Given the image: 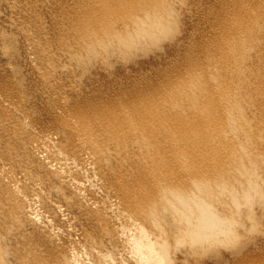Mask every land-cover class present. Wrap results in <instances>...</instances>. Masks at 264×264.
I'll return each mask as SVG.
<instances>
[{"label": "bare ground", "instance_id": "obj_1", "mask_svg": "<svg viewBox=\"0 0 264 264\" xmlns=\"http://www.w3.org/2000/svg\"><path fill=\"white\" fill-rule=\"evenodd\" d=\"M172 1L0 0V264H264L238 239L264 220V0H232L160 88L81 93L99 64L170 37ZM40 210L83 222L69 237L90 256L23 251L67 232Z\"/></svg>", "mask_w": 264, "mask_h": 264}, {"label": "rangeland", "instance_id": "obj_2", "mask_svg": "<svg viewBox=\"0 0 264 264\" xmlns=\"http://www.w3.org/2000/svg\"><path fill=\"white\" fill-rule=\"evenodd\" d=\"M167 1L169 2V0H167ZM171 1L172 0H170V3H171ZM175 1L176 0H174V2L172 1V4H174V7H176V8L178 7L177 9L174 8L175 11L177 12L176 15L178 14V15H181V16H179V18H178L180 21L178 19L177 20L176 19L174 20L175 22H173V23H175L176 25L174 24L175 25L174 26V29H173L174 31L171 30L170 37L167 36L169 39L167 37H166L167 39L165 38L166 40H170V41H166L163 38L161 40L162 42L160 41L162 44L159 43V42H156V45L157 44H160V45H158V49H154V48H157V46L155 45V42L154 43H150V44H153L152 46L149 44V46L148 45L145 46L144 49H142L143 48L142 47L141 48L142 51H141L140 48H139L140 50L139 49H136V50H134L131 53V55L134 54L132 57L127 56V58H126L127 62L124 59L125 57L123 58V56H121V55L119 56V54H117L119 57L116 55L117 57L116 56H115V58L112 57V59H110V61H109V62L112 63V64L109 63L111 67L114 64L113 65V68H112L113 70L111 69V67L109 66V64L107 65L108 67H106V64L104 62L103 63L105 64V66L99 64L97 66V69H101L102 71L99 70L100 71L99 72L96 69V67H95V70L96 71H92V72L89 71L90 72V73L88 72L89 74L86 73V76H85L84 81L82 80L83 81V86L81 87V93L86 92L88 90H89L88 92H99V91H104V90L105 91H111V90L112 91H115V90H131V89H137V88L138 89L160 88V85H161L160 82L163 84V82H165V80L169 79V77H171V76L174 77V76L177 75V73H178V75L179 74L181 75L182 73H185V71L187 70V68L189 67V65H191V63H193L195 60L198 61V60L202 59V57L200 56L202 53L199 52L198 50H200V48H201V50H204L205 47L207 46L208 42L214 39L213 37H214V34H215L216 30H217L216 28H218V24L216 26V23L217 22H220V19H222L223 16L226 15L225 9H229L230 8V6L228 8V5H231L232 0H229V1L228 0H194V1L193 0H188L187 2L185 0V2L187 4L184 2V0L182 2L180 0L181 3L180 2H177V1H179V0H177L176 1L177 2L176 5H175ZM198 1H199V3H198ZM226 1L229 2V3L227 4ZM133 2H132L133 5H135V4L138 3L137 1L136 2L133 1ZM187 5H188V7L190 6V9L187 8ZM192 6H194V7H192ZM185 10H188V14H189V11H190V14L192 15V17H191V15H188ZM195 10H196V13H195ZM183 11L186 12V13H183ZM178 15L176 17H174V18H177ZM212 15H214V16H212ZM218 15H221V16H218ZM208 17H210L209 20H208ZM217 17H218V19H217ZM212 21L215 22V23H213ZM178 22H180L179 23V28L177 27ZM171 25L173 27V24H171ZM175 27H177L178 30ZM211 28H212L213 31L211 30ZM175 30H176V32H178V34L175 33ZM194 31H196V32H194ZM172 32L175 33V34H172ZM209 35H210V37H209ZM206 37H207V40H206ZM172 41L175 42V43L174 44H171ZM203 42H205V43H203ZM188 44L190 45L191 48L188 47L189 46ZM193 44H194V46H192ZM177 45H178V47H177ZM196 45H198V46H196ZM150 46L152 48L153 47L154 48L153 49L151 48L148 51V49H146V47H150ZM159 46H160V48H159ZM194 48H196V50H194L195 53H196V55H194L195 54L194 51H193ZM189 49L190 50L192 49V50L190 51ZM120 58H121V60H120ZM195 58H197V59H195ZM122 59H123L124 62L122 61ZM133 61H134V63H133ZM185 61H187V63H184ZM188 62L190 64H188ZM128 63H130L132 66L130 64L128 65ZM115 64L117 66H115ZM124 64H126V65H124ZM135 65H136V67H135ZM126 66H127V70H126ZM109 67H110L111 70L108 71ZM103 68H105V69H103ZM92 70H94V69H92ZM104 70H106V72ZM103 71H104V73H101ZM107 71L110 74L109 76L107 75L108 74ZM110 71L113 72V73L111 74ZM129 72H130V74H129ZM92 73H93V75H91ZM126 73H128V74H126ZM173 74H174V76H173ZM92 76L93 77L94 76L95 77L97 76V77H100V78H97L96 77L97 78L96 79L95 77L93 78ZM111 76H112V78H110ZM87 77L88 78L91 77V79H96L98 81L100 80L99 83H98L99 85L97 84L98 85L97 86L96 84L91 83L90 80L87 81L88 80V79L86 80ZM117 78H118V80H117ZM101 81H102V83H100ZM85 84H86L87 87L85 86ZM101 85H102V87H101ZM91 86H93V87L91 88ZM97 87L98 88L100 87L101 89L100 88L98 89ZM86 88H88V89H86ZM113 88H116V89L113 90ZM84 89H86V91ZM29 93H32V91L30 90ZM36 208L38 209L39 207L36 206ZM36 220L39 221V223H41V224H45L46 221H49L48 224L50 225V229H51V232L52 233L55 232V229L56 230L59 229V231L61 230L60 231V234H63L61 232H65V229H67L66 230L67 232H65L64 235H60L58 238L54 239L55 241L54 240L52 241V240H49V239L47 240L45 238V239H43L44 240V243H43V240H42V236H40V237L39 236H37V237L36 236H33L35 238L34 241H37V242L34 243L33 240H32L33 243L31 241L30 242H24V245L25 246L27 245V247H25L23 245L24 246V247L22 246L23 251L24 250H27V251L30 250V247L31 248H40V245H45V246H43L44 248H47L48 250H52L55 247L54 245H56L57 243L59 244V243H67V242H69V244H71V245H72V243H74L73 245L78 246L79 249H83L82 253L90 256L89 255V250H88V248H90V247L86 248L84 246V244H83L86 239H84L83 237L79 238V236H77V237L76 236L75 237L71 236V238L69 237V233H70L69 230L74 231V230H77L79 228H82V226L80 224L83 223V222H78L76 220L72 221L71 219H70L71 220V223H70V220H69V221H66L65 222L66 224L65 223L62 224L61 222L58 223L56 220L54 221L53 219H52V221H53L52 222L51 220H48L46 212H44L42 210H40V216L37 217ZM54 222L57 223V224H54ZM53 226L55 227V229L53 228ZM62 226H64V229L63 228L60 229V227H62ZM253 226H257L254 231H253ZM243 227L242 228L241 227H238V229H241L240 232H238L239 233L238 235H240V237H238V239L242 240V241H240L241 242L240 245L241 246L243 245V248H244V251H245L246 255L247 254H249V255L254 254L256 256H261V257L263 255V258H264V220H262V221L261 220H257V221L254 220V222H253L250 219H246L244 221V223H243ZM225 235L224 236L221 235V236H223L221 239H223V238H230V236H229L230 234L228 235V233H227ZM28 236H31V235L29 234ZM66 236L68 237V239H67ZM99 237H100V235H98L95 232H92L90 230L89 231V234L87 235L86 238L88 239V241L92 242L93 244L95 242H104V241L107 242V240H108L105 237L102 238V239H101V237L99 239ZM39 238L42 241L41 240H38ZM45 240H47L48 242L45 243ZM223 240H226V239H223ZM109 242H110V240H108V243ZM243 243H245V244H243ZM32 244H33V246H31ZM111 245H112V243H111ZM240 245L238 244V246H240ZM36 246H38V247H36ZM48 246L49 247L52 246V247L49 248ZM93 250H94V252H95L96 255H100L101 254V252L99 250H97V249H93ZM209 262L210 261H206L205 260L203 263H205V264H211ZM212 262H214V261H212Z\"/></svg>", "mask_w": 264, "mask_h": 264}]
</instances>
